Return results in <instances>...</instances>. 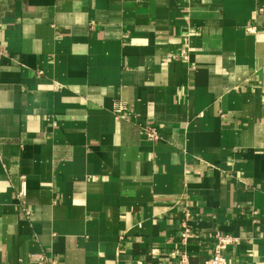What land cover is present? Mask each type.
Returning a JSON list of instances; mask_svg holds the SVG:
<instances>
[{
  "label": "crops",
  "instance_id": "1",
  "mask_svg": "<svg viewBox=\"0 0 264 264\" xmlns=\"http://www.w3.org/2000/svg\"><path fill=\"white\" fill-rule=\"evenodd\" d=\"M217 231L264 264V0H0V264L203 261Z\"/></svg>",
  "mask_w": 264,
  "mask_h": 264
},
{
  "label": "built area",
  "instance_id": "2",
  "mask_svg": "<svg viewBox=\"0 0 264 264\" xmlns=\"http://www.w3.org/2000/svg\"><path fill=\"white\" fill-rule=\"evenodd\" d=\"M146 134L148 138L153 141L160 138V133L156 127L148 128ZM27 213H29V211H27ZM187 220L183 222V230L181 232V239L184 243L194 236V232ZM214 238V250L211 256L203 261H192L187 253H183L177 264H230L226 249L229 245L235 242L236 237L231 234H223L217 231ZM34 262L37 264L51 263L43 253L38 254V258Z\"/></svg>",
  "mask_w": 264,
  "mask_h": 264
}]
</instances>
